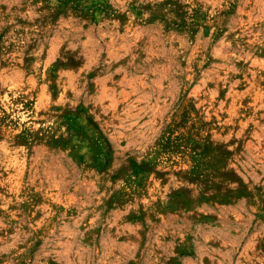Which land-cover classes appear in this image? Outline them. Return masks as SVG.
Segmentation results:
<instances>
[{
	"label": "rangeland",
	"instance_id": "obj_1",
	"mask_svg": "<svg viewBox=\"0 0 264 264\" xmlns=\"http://www.w3.org/2000/svg\"><path fill=\"white\" fill-rule=\"evenodd\" d=\"M0 264H264V0H0Z\"/></svg>",
	"mask_w": 264,
	"mask_h": 264
}]
</instances>
